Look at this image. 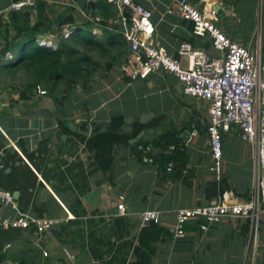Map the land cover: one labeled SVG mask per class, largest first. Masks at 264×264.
I'll return each mask as SVG.
<instances>
[{"label": "crops", "instance_id": "obj_1", "mask_svg": "<svg viewBox=\"0 0 264 264\" xmlns=\"http://www.w3.org/2000/svg\"><path fill=\"white\" fill-rule=\"evenodd\" d=\"M18 1L23 0H0V155L4 163L0 185L12 191L21 212L60 222L43 234L34 226L0 231V264L23 260L26 264H136L134 249L146 225L142 212L155 208L163 211L158 223L172 235L157 242L152 264H248L252 250L248 220L224 218L203 230L202 219L194 218L186 224L185 236L175 238L172 231L177 209L217 199L210 201L206 196L207 186L216 181L207 132L208 103L186 95L173 73L160 70L146 78L124 77L128 51L104 74L96 73L91 84L76 86L63 99L62 93L40 94L37 88L28 97L22 95L28 79L5 68L19 50L3 53L6 41L16 34L11 5ZM34 1L26 11L32 24H43L39 45L44 40L58 42L55 31L69 15L77 23L105 20L108 31L118 25L116 31L121 33L115 4L109 9L117 15L109 17L97 10L99 0ZM135 1L153 11L155 31L150 40L173 54L184 40L206 49L207 35L195 34L191 21L167 12L174 0ZM191 1L211 6L216 23L241 43L254 46L259 21L264 33V0L261 5L258 0ZM95 25L93 32L102 36L104 26ZM69 29L75 32L77 27L67 24L64 32ZM208 50L215 56L223 54L214 46ZM117 117L123 119L121 129L110 131ZM102 135L114 142L103 164L93 145ZM172 139L174 144L164 145ZM138 140L147 141L151 149H136L133 145ZM155 142L160 143L155 146ZM172 153L175 166L168 171ZM222 159V179L229 185L225 191L238 199L248 198L252 146L241 139L235 124L224 132ZM122 196L126 213L118 208ZM17 214L11 206L0 207L1 217ZM258 242L264 245V216Z\"/></svg>", "mask_w": 264, "mask_h": 264}, {"label": "built area", "instance_id": "obj_2", "mask_svg": "<svg viewBox=\"0 0 264 264\" xmlns=\"http://www.w3.org/2000/svg\"><path fill=\"white\" fill-rule=\"evenodd\" d=\"M119 11L118 21L121 33L128 43V53L122 66V74L129 80L146 78L156 71L173 73L182 83L183 92L197 100L208 103L209 120L207 132L213 164L211 170L217 181L222 179L223 135L235 124L241 139L252 146L253 179L250 195L238 199L231 191H224L215 201L195 207L176 210L172 228L175 238L186 235V224L194 218H201L200 227L207 230L213 223L224 218H242L250 221L252 250L248 264L259 262L258 236L264 216V33L259 21L254 46L246 45L228 36L216 23V11L211 6L200 7L191 0H174L167 8L168 13L177 14L193 23L197 35H207L213 46L221 50V56L210 54L206 49L196 47L184 40L171 53L166 47L149 37L154 33L153 11L135 0H108ZM263 0H258L260 5ZM34 0L14 2V10L26 11ZM70 35L74 29H69ZM64 32V33H65ZM40 45L56 50L58 42L40 41ZM187 59L184 63L183 59ZM40 94L48 91L37 86ZM141 149H151L150 146ZM4 168L0 155V179ZM168 171H173L174 162H169ZM122 200L118 203L121 213H126ZM11 206L17 210L16 216H0V231L11 228H36L43 234L60 222L55 217H37L21 212L12 191L0 185V207ZM163 211L146 209L142 212L144 224L160 222ZM68 251V250H67ZM48 255V252H45ZM68 255H74L68 251Z\"/></svg>", "mask_w": 264, "mask_h": 264}, {"label": "trees", "instance_id": "obj_3", "mask_svg": "<svg viewBox=\"0 0 264 264\" xmlns=\"http://www.w3.org/2000/svg\"><path fill=\"white\" fill-rule=\"evenodd\" d=\"M113 4L108 0H99L97 10L103 16L116 17L117 12L109 9ZM30 11L13 10L11 14V25L16 31L14 37L8 39L5 44V51L13 52L19 50L18 56L13 62L6 64L7 73L13 75H24L28 82L23 90L28 97L31 89L38 85L46 87L53 94H63L61 99L66 97L73 88L81 85L86 87L94 79L96 73L104 74L106 70L114 66L118 60L123 58L128 51V43L122 33L117 32L118 25L114 30L108 31L105 26L109 24L105 20H98L104 30L99 36L94 33L95 22L87 19L85 23H77L72 15L60 22L56 29L58 49L45 48L38 44L40 33L44 32L42 22L31 23ZM67 24H74L77 30L70 35L64 34V27ZM117 30V31H116ZM21 77V76H20ZM123 119L117 117L112 120L110 131H120ZM154 143V145H158ZM175 140H165L164 145L170 146ZM114 142L110 137L100 136L93 144L97 149V157L103 164L107 161L108 149H111ZM142 144L147 147V141L138 140L133 146L139 149ZM142 150H145L144 148ZM175 153V152H174ZM172 153L169 156L170 162L175 159ZM173 162V161H172ZM175 166V165H174ZM224 180L215 181L206 188L208 200L219 197L229 188ZM202 222V221H201ZM250 222V221H249ZM248 222V224H249ZM172 234L160 226L158 222L150 221L139 234V242L134 249L136 264H152V254L155 252L156 244L163 237H170ZM259 262L264 264V245L259 249ZM21 264H26L23 260Z\"/></svg>", "mask_w": 264, "mask_h": 264}, {"label": "water", "instance_id": "obj_4", "mask_svg": "<svg viewBox=\"0 0 264 264\" xmlns=\"http://www.w3.org/2000/svg\"><path fill=\"white\" fill-rule=\"evenodd\" d=\"M67 36H68V35H67ZM204 45H205L206 50L209 52L208 49L211 48V47L213 46L212 40H211L210 38H208V39L205 41ZM209 53H210V52H209ZM48 94H52V93L48 92ZM71 120H72V119H71ZM72 121H74V120H72ZM66 122L68 123L69 120H66ZM125 124H128V123H125ZM58 264H64V262H63V261H59Z\"/></svg>", "mask_w": 264, "mask_h": 264}, {"label": "rangeland", "instance_id": "obj_5", "mask_svg": "<svg viewBox=\"0 0 264 264\" xmlns=\"http://www.w3.org/2000/svg\"><path fill=\"white\" fill-rule=\"evenodd\" d=\"M263 222V221H262ZM261 227H262V223H261ZM261 229V228H260ZM259 249H260V246H259Z\"/></svg>", "mask_w": 264, "mask_h": 264}]
</instances>
